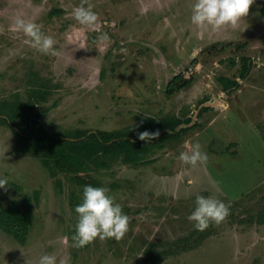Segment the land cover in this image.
<instances>
[{"label":"rangeland","instance_id":"374dc122","mask_svg":"<svg viewBox=\"0 0 264 264\" xmlns=\"http://www.w3.org/2000/svg\"><path fill=\"white\" fill-rule=\"evenodd\" d=\"M193 3L0 0V104L24 102L30 89H42L48 96L37 107L45 112L41 121L60 132L117 131L147 117L197 123L148 155V166L118 161L55 178L38 159L14 154L13 134L0 125V174L9 177L0 204L31 198L33 214L24 246L0 230V264H36L43 254L57 264H264V0H255L238 26L218 32L191 23ZM88 4L104 22L99 31L72 15ZM18 16L39 24L59 55L25 44L12 28ZM242 57L252 61L244 80ZM219 78L239 87L224 92ZM196 142L208 160L185 165L178 157ZM85 185L109 188L129 217L123 238L72 246ZM197 195L224 201L229 215L196 230L188 216Z\"/></svg>","mask_w":264,"mask_h":264},{"label":"trees","instance_id":"16d2710c","mask_svg":"<svg viewBox=\"0 0 264 264\" xmlns=\"http://www.w3.org/2000/svg\"><path fill=\"white\" fill-rule=\"evenodd\" d=\"M240 79L244 80L252 68V61L247 57L241 59ZM179 79L175 76L169 85ZM222 91L237 89L239 83L227 78H219ZM187 85H183L184 87ZM167 90V94H172ZM47 93L42 89H30L24 102H2L0 104V125L7 126L14 137L13 153L34 157L47 171L51 178L57 174H77L91 168L108 170L115 162L124 165L148 166L153 161H147V156L160 149L167 141L178 140L180 135L191 127L190 119L152 118L147 117L140 125L127 127L117 131L64 130L57 131L45 126L41 119L44 111L37 107L45 102ZM209 111L204 108L200 111ZM159 131V136L148 144L138 139V133L143 131ZM0 197V201H1ZM37 205V196H35ZM33 224L32 200L25 198L18 204L11 203L6 207L0 204V230L12 237L19 245L26 244V238Z\"/></svg>","mask_w":264,"mask_h":264},{"label":"clouds","instance_id":"9594fccd","mask_svg":"<svg viewBox=\"0 0 264 264\" xmlns=\"http://www.w3.org/2000/svg\"><path fill=\"white\" fill-rule=\"evenodd\" d=\"M255 0H194L190 21L202 31L218 32L222 29L238 26L249 13V8ZM147 9H145L146 11ZM74 19L85 29L99 31L104 27V22L98 14L92 11V5L75 6L72 12ZM14 31L22 33L25 37L24 43L37 51L57 56L58 50L54 47L55 41L51 36L41 31L39 24L34 21L16 17L12 24ZM101 41H108L107 33H101ZM226 110L228 105L223 104ZM159 136V131L149 132L147 130L138 133V139L145 144L150 143ZM4 151L2 153L5 156ZM185 165L195 167L197 164H205L208 155L202 150L199 142L190 146L189 152H181L179 157ZM9 185V177L0 174V189ZM109 188L85 185L82 192V200L75 206L77 222L75 234L72 236L73 247L81 248L92 243L97 238L105 240L114 238L120 240L128 231L129 217L122 211L120 204L114 202L109 195ZM229 215V205L224 201L211 196L197 195L195 207L188 216L196 230L207 229L210 223H220ZM36 264H57V257L51 254L39 256ZM60 264H68V259L60 261Z\"/></svg>","mask_w":264,"mask_h":264}]
</instances>
